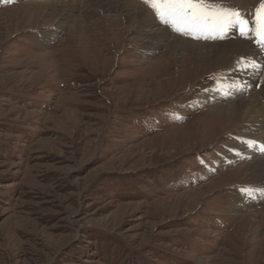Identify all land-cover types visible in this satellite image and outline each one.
Returning <instances> with one entry per match:
<instances>
[{"label": "rangeland", "instance_id": "374dc122", "mask_svg": "<svg viewBox=\"0 0 264 264\" xmlns=\"http://www.w3.org/2000/svg\"><path fill=\"white\" fill-rule=\"evenodd\" d=\"M92 10L0 0V264H264V196L241 199L262 185L258 157L219 164L245 126L224 102L264 72L231 75L210 47L197 61L167 47L175 32L153 41L157 21Z\"/></svg>", "mask_w": 264, "mask_h": 264}, {"label": "bare ground", "instance_id": "6f19581e", "mask_svg": "<svg viewBox=\"0 0 264 264\" xmlns=\"http://www.w3.org/2000/svg\"><path fill=\"white\" fill-rule=\"evenodd\" d=\"M233 1L243 7L245 9V13H247L249 10L248 6H254L253 0ZM77 2H84L87 6L92 7L93 10L90 11L92 13L94 12V9L95 13L102 12L103 15L108 12H115L116 20H119V18L123 17L125 20L131 21V24H135L138 30L142 27L154 28L155 26H158V24H156L155 22L151 10L148 9L147 6L142 5L140 3V0H77ZM48 6L55 11L58 8L56 4H53L51 2L48 3ZM90 12H87V14H89ZM84 14L83 16L86 18ZM158 29L159 32H155L152 30L150 31L151 39L153 41H156L157 43L163 41V39H166V37L171 35L172 33L170 29L161 27ZM236 38L237 37L229 39L228 41L226 40V42L223 43L203 44L196 43L192 40H188L183 38L182 36L176 35L173 36V40L170 41L167 47H179V49L184 50L186 53L188 52L195 56L197 61L201 56L206 54V51H204L203 49H208L207 47H210L211 49L209 53L215 60L216 64L218 63L220 68L230 71V74L233 75L235 72L238 73L237 64L233 66V62L237 61L240 57L246 54L250 55L251 53L256 51V47L252 46L251 42L240 39L235 40ZM256 59L259 60V57ZM235 83L236 82L233 81V85ZM222 89L223 87L220 88V86H218L214 91L210 92L209 95L200 98L198 104H200V106H206L215 99V96H219L220 98H222L224 96V89ZM260 90V92H250L251 94L249 100L241 99L239 98V96H237L239 99L233 102H229L230 100L224 102L227 106L226 108L221 109L223 110V113H220L221 118L227 119L231 122L232 125L238 124L241 127V125L244 124L245 126H243L244 131L242 132V134H239L237 136L236 141L233 142V147H231L230 151L222 157L219 164L222 165V167H226L233 162H237L238 157L246 156L247 151H242V149L245 150L246 148L249 155H256L258 157L255 163L251 165L250 168L252 171L257 173L258 180L256 182H262L261 184L264 185V155L260 153L258 148H251L245 143V141L249 140H255L258 145L264 143V108L261 107V97L263 98L262 95L264 94V80ZM240 147L242 148L241 150L238 149ZM260 197L261 196H259L258 194L255 195L254 203L255 201L257 202ZM241 199H247V195H245ZM236 203L237 205L235 207H233V205L231 206V209L235 211H238L240 209L242 210V208L245 206L241 202ZM248 207L249 206H246V208Z\"/></svg>", "mask_w": 264, "mask_h": 264}, {"label": "snow or ice", "instance_id": "6c2138e0", "mask_svg": "<svg viewBox=\"0 0 264 264\" xmlns=\"http://www.w3.org/2000/svg\"><path fill=\"white\" fill-rule=\"evenodd\" d=\"M141 3L151 10L159 25L179 36L194 40H223L235 31L256 47L255 52L236 61L237 70L264 72V63H258L256 59L264 55V0H260L250 13L228 7L225 0H141ZM245 143L264 154V143L258 145L255 140ZM241 192L249 198L257 194L264 196V185L242 188Z\"/></svg>", "mask_w": 264, "mask_h": 264}]
</instances>
